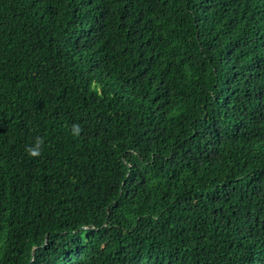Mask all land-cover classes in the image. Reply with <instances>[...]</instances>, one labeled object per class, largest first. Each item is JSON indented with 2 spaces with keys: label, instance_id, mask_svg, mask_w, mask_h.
<instances>
[{
  "label": "trees",
  "instance_id": "1",
  "mask_svg": "<svg viewBox=\"0 0 264 264\" xmlns=\"http://www.w3.org/2000/svg\"><path fill=\"white\" fill-rule=\"evenodd\" d=\"M0 264H264V0H0Z\"/></svg>",
  "mask_w": 264,
  "mask_h": 264
},
{
  "label": "rangeland",
  "instance_id": "2",
  "mask_svg": "<svg viewBox=\"0 0 264 264\" xmlns=\"http://www.w3.org/2000/svg\"><path fill=\"white\" fill-rule=\"evenodd\" d=\"M244 83H245V82H244ZM12 250H13L14 253H17V251H18V250L16 249V247H14V246H12Z\"/></svg>",
  "mask_w": 264,
  "mask_h": 264
}]
</instances>
